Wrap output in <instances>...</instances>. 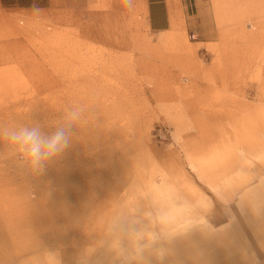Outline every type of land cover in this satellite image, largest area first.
Returning a JSON list of instances; mask_svg holds the SVG:
<instances>
[{
  "label": "rangeland",
  "instance_id": "rangeland-1",
  "mask_svg": "<svg viewBox=\"0 0 264 264\" xmlns=\"http://www.w3.org/2000/svg\"><path fill=\"white\" fill-rule=\"evenodd\" d=\"M193 2L187 24L156 32L140 0H2L0 123L48 125L69 105L93 117L41 176L0 143V264H76L107 205L159 182L200 224L163 264H264V0ZM60 191L106 208L47 242Z\"/></svg>",
  "mask_w": 264,
  "mask_h": 264
},
{
  "label": "clouds",
  "instance_id": "clouds-1",
  "mask_svg": "<svg viewBox=\"0 0 264 264\" xmlns=\"http://www.w3.org/2000/svg\"><path fill=\"white\" fill-rule=\"evenodd\" d=\"M125 3L131 8L133 0ZM92 117L84 106L69 105L48 125L35 119L0 123V143L6 145L5 156L19 171L41 176L71 146L76 130ZM193 207L171 185L153 183L142 193V200L117 204L102 227L90 231L96 239L79 253L76 264H163L173 238L200 225L192 218ZM97 252L100 255L94 259ZM49 253L52 264H61L58 252Z\"/></svg>",
  "mask_w": 264,
  "mask_h": 264
},
{
  "label": "crops",
  "instance_id": "crops-1",
  "mask_svg": "<svg viewBox=\"0 0 264 264\" xmlns=\"http://www.w3.org/2000/svg\"><path fill=\"white\" fill-rule=\"evenodd\" d=\"M140 3L147 25L156 32L187 24L194 5L193 0H140Z\"/></svg>",
  "mask_w": 264,
  "mask_h": 264
},
{
  "label": "bare ground",
  "instance_id": "bare-ground-1",
  "mask_svg": "<svg viewBox=\"0 0 264 264\" xmlns=\"http://www.w3.org/2000/svg\"><path fill=\"white\" fill-rule=\"evenodd\" d=\"M65 191V190H64ZM60 191L57 193V196L52 199V206H57L60 210L58 213V220L61 223V226L54 230L51 233H47L43 236L44 241H53L59 239L62 235L74 231L78 228L79 223L75 220L78 215H81L83 212H86L91 217H95L97 211L103 213L105 210V205L102 206L99 202H95L94 199L89 197L77 196L76 198H65V192ZM98 201V200H96ZM108 214L114 209L113 206L107 205ZM57 210V209H56Z\"/></svg>",
  "mask_w": 264,
  "mask_h": 264
},
{
  "label": "built area",
  "instance_id": "built-area-1",
  "mask_svg": "<svg viewBox=\"0 0 264 264\" xmlns=\"http://www.w3.org/2000/svg\"><path fill=\"white\" fill-rule=\"evenodd\" d=\"M192 37H195V34L194 33L192 34Z\"/></svg>",
  "mask_w": 264,
  "mask_h": 264
}]
</instances>
